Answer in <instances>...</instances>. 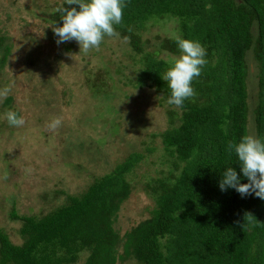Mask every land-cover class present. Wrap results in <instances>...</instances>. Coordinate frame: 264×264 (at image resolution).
I'll return each mask as SVG.
<instances>
[{
    "label": "trees",
    "instance_id": "trees-1",
    "mask_svg": "<svg viewBox=\"0 0 264 264\" xmlns=\"http://www.w3.org/2000/svg\"><path fill=\"white\" fill-rule=\"evenodd\" d=\"M124 3L122 22L114 27L132 52L142 53L139 31L144 24L166 17L178 21L177 34L206 50L207 64L192 82L195 97L185 100L159 133V158L166 168L149 187L157 206L122 234L114 230L113 219L130 190L126 174L143 159L132 152L83 192L66 195L64 203L46 213L12 211V219L21 223L22 240L15 244L0 230V264H74L81 250L87 251L82 264L128 259L134 264H264V200L219 188L229 167L241 183L248 182L228 146L248 135L249 122L254 136L264 142V0ZM158 43L161 50L179 54L174 36ZM246 59L255 63L253 106L248 102ZM141 62L136 83L152 84L168 100L170 89L160 78L167 61L152 51L142 53ZM94 85L101 87L99 82L90 87ZM246 213L256 220L249 222Z\"/></svg>",
    "mask_w": 264,
    "mask_h": 264
},
{
    "label": "rangeland",
    "instance_id": "rangeland-1",
    "mask_svg": "<svg viewBox=\"0 0 264 264\" xmlns=\"http://www.w3.org/2000/svg\"><path fill=\"white\" fill-rule=\"evenodd\" d=\"M62 5L64 0H0V88L14 81L0 103V230L15 244L22 240L21 223L12 219V211L46 213L64 203L66 195L83 192L132 152L143 159L126 174L130 190L112 226L122 234L149 217L157 206L149 187L166 168L159 158V133L169 126L172 114L180 112L152 84L136 83L142 53L155 51L165 61L174 55L161 50L158 42L177 34L175 18L144 24L140 54L120 35H105L98 49L85 53L75 40L56 43L51 26H62L56 12ZM246 60L248 102L253 106L255 63ZM98 82L100 88L90 87ZM8 110L22 116L25 124L10 126ZM54 117H60L62 125L51 131L47 125ZM247 127L254 136L252 123ZM86 256L81 250L74 264H82Z\"/></svg>",
    "mask_w": 264,
    "mask_h": 264
},
{
    "label": "clouds",
    "instance_id": "clouds-1",
    "mask_svg": "<svg viewBox=\"0 0 264 264\" xmlns=\"http://www.w3.org/2000/svg\"><path fill=\"white\" fill-rule=\"evenodd\" d=\"M77 7H64V5ZM64 5L57 8L62 26H51L58 37L57 44L75 40L79 49L85 53L91 49H98L105 35L118 37L115 25H119L123 18L124 0H64ZM210 9L211 5H206ZM179 49V55H173L167 61L168 67L160 77L170 89L169 105L182 107L185 100L195 97L192 87L195 78L201 75V70L207 64L206 50L198 42L174 36ZM14 81L0 88V103L10 94ZM5 119L13 127H22L25 120L15 111L8 110ZM62 125L60 117H54L47 127L56 131ZM229 150H234L239 160V168L247 183H241L235 168H227L219 182L221 191L228 188L235 189L242 197L254 194L264 200V142L253 135H243L238 143H230ZM249 222L256 220L251 213H246Z\"/></svg>",
    "mask_w": 264,
    "mask_h": 264
}]
</instances>
